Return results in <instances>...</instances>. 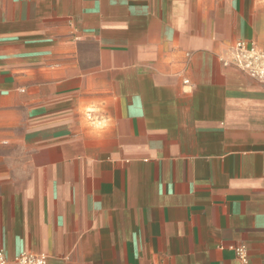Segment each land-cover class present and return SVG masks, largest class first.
Returning <instances> with one entry per match:
<instances>
[{"label": "crops", "instance_id": "crops-1", "mask_svg": "<svg viewBox=\"0 0 264 264\" xmlns=\"http://www.w3.org/2000/svg\"><path fill=\"white\" fill-rule=\"evenodd\" d=\"M239 41L258 68L264 0H0L7 260L264 264V81Z\"/></svg>", "mask_w": 264, "mask_h": 264}, {"label": "built area", "instance_id": "built-area-1", "mask_svg": "<svg viewBox=\"0 0 264 264\" xmlns=\"http://www.w3.org/2000/svg\"><path fill=\"white\" fill-rule=\"evenodd\" d=\"M233 52L235 61L240 68L249 69L252 76H256L264 81V55L259 56L262 60V64L254 69L251 63L247 62L249 58H257L253 48L249 47L245 42L239 41L233 46ZM232 250L243 263L248 262V254L245 246L233 247ZM0 264H47V259L42 255L24 252L17 256L13 262H9L4 247L0 243Z\"/></svg>", "mask_w": 264, "mask_h": 264}]
</instances>
